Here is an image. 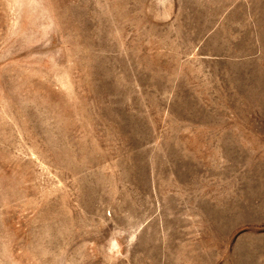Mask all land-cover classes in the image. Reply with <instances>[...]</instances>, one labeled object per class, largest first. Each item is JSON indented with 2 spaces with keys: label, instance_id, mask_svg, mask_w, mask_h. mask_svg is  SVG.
I'll return each instance as SVG.
<instances>
[{
  "label": "rangeland",
  "instance_id": "1",
  "mask_svg": "<svg viewBox=\"0 0 264 264\" xmlns=\"http://www.w3.org/2000/svg\"><path fill=\"white\" fill-rule=\"evenodd\" d=\"M0 264H264V0H0Z\"/></svg>",
  "mask_w": 264,
  "mask_h": 264
}]
</instances>
